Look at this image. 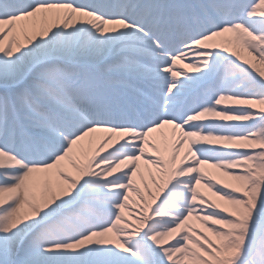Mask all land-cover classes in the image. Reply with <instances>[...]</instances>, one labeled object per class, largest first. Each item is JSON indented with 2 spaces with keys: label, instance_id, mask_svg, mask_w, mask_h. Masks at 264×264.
Masks as SVG:
<instances>
[{
  "label": "snow or ice",
  "instance_id": "6c2138e0",
  "mask_svg": "<svg viewBox=\"0 0 264 264\" xmlns=\"http://www.w3.org/2000/svg\"><path fill=\"white\" fill-rule=\"evenodd\" d=\"M0 264H264V0H0Z\"/></svg>",
  "mask_w": 264,
  "mask_h": 264
},
{
  "label": "rangeland",
  "instance_id": "374dc122",
  "mask_svg": "<svg viewBox=\"0 0 264 264\" xmlns=\"http://www.w3.org/2000/svg\"><path fill=\"white\" fill-rule=\"evenodd\" d=\"M202 191H205V193H206V190H203V189H202ZM206 194H207V193H206ZM194 223H195V222H194ZM197 226H198V225H197Z\"/></svg>",
  "mask_w": 264,
  "mask_h": 264
},
{
  "label": "bare ground",
  "instance_id": "6f19581e",
  "mask_svg": "<svg viewBox=\"0 0 264 264\" xmlns=\"http://www.w3.org/2000/svg\"><path fill=\"white\" fill-rule=\"evenodd\" d=\"M150 183V182H149ZM194 223V222H193Z\"/></svg>",
  "mask_w": 264,
  "mask_h": 264
}]
</instances>
